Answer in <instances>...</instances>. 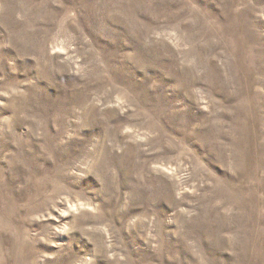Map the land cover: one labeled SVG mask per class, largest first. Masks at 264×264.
I'll list each match as a JSON object with an SVG mask.
<instances>
[{"label":"rangeland","instance_id":"obj_1","mask_svg":"<svg viewBox=\"0 0 264 264\" xmlns=\"http://www.w3.org/2000/svg\"><path fill=\"white\" fill-rule=\"evenodd\" d=\"M0 264H264V0H0Z\"/></svg>","mask_w":264,"mask_h":264}]
</instances>
